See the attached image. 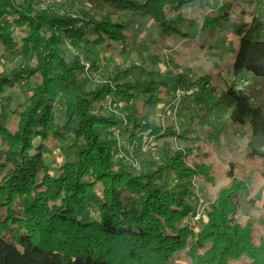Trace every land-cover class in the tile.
<instances>
[{
  "label": "trees",
  "instance_id": "obj_1",
  "mask_svg": "<svg viewBox=\"0 0 264 264\" xmlns=\"http://www.w3.org/2000/svg\"><path fill=\"white\" fill-rule=\"evenodd\" d=\"M195 1L84 0L89 9L71 17L0 0V56L19 60L9 73H0V101H5L0 102V124L18 111L14 132L0 126L1 136L15 146L8 156L9 173L0 174V264H176L174 256L184 250L187 238L193 251L187 252L190 264H264V215L258 225L261 233L252 221L239 222L245 186L234 171L226 172L228 185L208 205L206 222L196 232L183 223L195 215L190 179L197 174L189 172L185 150L169 148L157 168L146 173L116 165L122 147L114 133L134 143L146 133L157 140L175 136L159 120H148L149 112L140 114L139 103L150 110L178 90L203 83L214 90L208 77L189 79L174 64L175 72L169 69L165 79H157L158 70L146 64L122 16L148 19L160 40L189 38L185 26L194 28L202 42L198 49H211L204 36L230 23L229 5L210 7L199 24L178 12ZM239 14L245 21L235 30L238 47L226 72L230 82L216 99L228 109L231 125L248 123L252 135H264V106L235 87L242 81L264 90V0H247ZM64 42L76 54L86 53L87 71L98 72L102 79L95 87H90V74L77 55L65 56L60 48ZM132 52L140 65L106 66L110 55ZM147 56L156 64L158 55ZM21 86H28L30 95L20 111L4 94ZM54 109L64 120L58 129ZM190 132L182 130L179 138ZM49 139L61 151L70 141L66 147L74 150L60 179L47 178L42 152ZM258 154L264 158V152ZM45 191L48 199L57 200L50 206L39 202ZM89 210L97 218L85 217Z\"/></svg>",
  "mask_w": 264,
  "mask_h": 264
},
{
  "label": "rangeland",
  "instance_id": "obj_2",
  "mask_svg": "<svg viewBox=\"0 0 264 264\" xmlns=\"http://www.w3.org/2000/svg\"><path fill=\"white\" fill-rule=\"evenodd\" d=\"M17 2L29 3L38 11L54 9L60 16H78L80 12L89 9L84 0H17ZM246 4L247 0H197L182 6L178 11L179 14L187 20L195 19L200 24V15L209 12L210 7L219 8L221 5H229L227 12L230 13V23L222 29L204 36L211 47L207 50L198 49L202 46V42L197 38L196 29L194 28L190 29L185 26V32L190 35L189 38L173 36L167 40H160L156 28L148 19L139 16H122V20L133 30L134 43H136V48L141 50L146 64L152 70H158L159 74L155 76L157 79H165V73L169 69L175 72L176 70L172 67L174 64L189 79L202 76L208 77L207 81L214 89L209 90L205 85L206 83H203L201 87L200 85L195 86L193 90H178L173 95L170 94L164 102H161L160 107H153L150 110L149 107L143 110L141 104H138L137 110L140 114L147 116L149 112L148 120L154 122L159 120L161 128H172L175 131V136L157 140L149 138L146 133L141 134L140 138L138 137V140L134 143L126 137L120 138L118 134L114 133L118 146L122 147L120 155L115 156V160L119 163L115 164L118 167L125 166L136 174L146 173L157 168L165 151L169 148L171 150H185L188 157L187 161L190 162H188L189 172L197 173L190 179L193 191L196 194V198L192 200V205L195 207V213L200 212L201 216L194 225L191 224L194 216L185 218L183 223L196 232L206 222L208 205L215 200L217 193L228 185L227 171H234L236 178L241 180L245 186L240 200L239 222L244 224L247 221H252L260 230L258 225L264 215V158L258 154L264 152V135H252L248 123L243 126L231 125L228 120V109L224 105L218 104L216 99V93L221 91L220 88H225L230 82L226 72L231 67L234 54L237 51L238 37L235 30L239 29L241 27L239 25L245 21L239 13L243 5ZM105 11L107 12V10ZM93 13L97 14L98 17L102 16V13L97 9H93ZM60 48L67 57L70 54L77 55L85 72L89 69L90 63L87 60L86 53L76 54L67 42L62 43ZM153 54L158 55V59H154L156 64L149 63L151 57L147 55ZM106 56H109V54H106ZM110 57L112 61L109 65H106L108 68H111L112 64L124 66L141 64L140 57L133 52L126 57L115 53ZM164 62H168V64ZM18 65V59L9 60L0 56V73H9ZM86 65L88 66L86 67ZM89 76L91 88L102 81L98 72H91ZM230 80L232 81L231 78ZM235 87L250 96L255 104L264 106V90H259L254 84L242 81L236 83ZM4 95L10 96L12 107L15 108L19 105V108L16 109L20 110V105L26 102L30 90H28V86H21L20 90H5ZM0 102L5 103L2 100ZM53 106L56 107V105ZM52 112L56 118V129H58L63 124V117L55 109ZM16 115H18V111L15 115L7 116L0 126L5 125L11 132H14L18 120ZM184 129L194 131V133L186 134V140L179 138ZM69 136L71 137L70 134ZM194 136H197L198 140H195ZM8 141L0 134V174L9 173L6 165L10 164L8 156L15 146ZM69 144L70 141H67L66 145ZM66 145H63V148L66 149L61 151V148L55 145L53 139L44 142L42 153L44 164L48 169L47 178H57L60 175V179L62 177L60 172L65 175V166L72 163L75 157L74 150L72 147L71 149L70 147L67 148ZM14 167L17 166L11 168ZM0 181L2 182L1 175ZM35 181H40V176ZM168 181L174 182V179L169 178ZM28 188H30L29 184L27 185ZM50 190L53 192L52 188ZM45 192L46 194L42 197L45 199H40L39 202L50 206L56 198H52L54 201L48 199L50 194L47 195L48 191ZM30 195L31 193H28V197ZM249 199L253 200L252 203H249ZM85 217L97 218L93 210H89ZM44 226L46 227L45 224ZM258 232L261 233V230ZM190 245L191 239L187 238L184 250L175 254L174 263L190 264L187 258V252H193Z\"/></svg>",
  "mask_w": 264,
  "mask_h": 264
},
{
  "label": "built area",
  "instance_id": "obj_3",
  "mask_svg": "<svg viewBox=\"0 0 264 264\" xmlns=\"http://www.w3.org/2000/svg\"><path fill=\"white\" fill-rule=\"evenodd\" d=\"M87 66L88 65H86V67ZM200 216H201V213L200 212L195 213L194 218H192V220H191V224L194 225L196 222H198L199 219H200Z\"/></svg>",
  "mask_w": 264,
  "mask_h": 264
}]
</instances>
